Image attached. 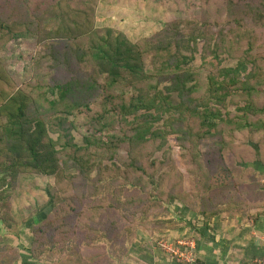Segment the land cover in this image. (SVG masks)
<instances>
[{
	"label": "rangeland",
	"instance_id": "374dc122",
	"mask_svg": "<svg viewBox=\"0 0 264 264\" xmlns=\"http://www.w3.org/2000/svg\"><path fill=\"white\" fill-rule=\"evenodd\" d=\"M56 1L0 0V18L15 31L0 42L4 67L17 86L31 93L37 116L53 121L55 130L71 132L72 143L77 146L71 150L63 148L68 138L65 132L51 134L58 142L61 158L73 166L79 154L94 165L86 180H73L74 197L50 213L65 218L69 232L74 233L68 240H59L58 254L51 258L76 259L82 255L79 249H83L86 236L94 230L92 236L97 240L89 242L90 246H106L108 254L113 252L111 248H119V257L111 264H194L198 235L216 224L220 229L222 220H256L255 216L264 214V168L261 163L248 164L256 158L255 150L264 153V85L253 78L248 86L243 85L246 81L242 76L240 84L229 89L225 104L211 101L212 108L220 110L225 121L210 132L198 114L176 109L162 113L163 119L149 129L152 120L145 121L150 114L157 116V111L147 110L144 105L153 99L155 89L168 94L165 88L171 85L169 77L174 74L162 64V54L159 56L154 49L147 51L148 72L154 74L150 81L135 87L113 83L97 74L89 55L85 58V40L40 42L36 25L45 22L46 11ZM90 1H97V28L116 31L141 46L146 45V40L154 43V38L171 24L178 25L186 38L200 34L197 25L192 24L201 25L205 19L225 27L228 36L222 48L218 46L217 32L213 37L198 39L195 59L183 70L194 78L188 85L192 92L184 97L177 91L172 93L176 105L194 107L206 100L209 78L220 69L236 67L250 45L255 59L264 57V19L260 20L264 0ZM43 25L49 30L58 27L56 22L42 24L41 28ZM252 70L254 65H249L248 72ZM133 103H140L138 112L132 108L126 115L123 106ZM59 119L63 122L57 126ZM245 123L251 126L245 127ZM137 127L144 128L148 141L131 142ZM158 128L180 135L182 144L174 139L165 146L162 138L152 140L151 130ZM130 160L144 171L131 169ZM154 161L156 166L152 165ZM75 172L70 169L67 175ZM151 176H155V187L159 188L158 200L149 195L154 188L149 183ZM90 177H102L101 185L95 188ZM139 177L142 186L130 185ZM0 179L1 190L5 182L10 184V188L0 191L6 196L0 202V246L9 245L8 251L15 249L19 256L14 261L0 250V264H45L33 258L31 250L37 246L33 231L51 211L55 178L21 176L15 182H2L0 174ZM202 209L206 214L216 212L211 227L205 226V216L198 212ZM162 244L174 246L180 253L173 255L163 250Z\"/></svg>",
	"mask_w": 264,
	"mask_h": 264
},
{
	"label": "trees",
	"instance_id": "16d2710c",
	"mask_svg": "<svg viewBox=\"0 0 264 264\" xmlns=\"http://www.w3.org/2000/svg\"><path fill=\"white\" fill-rule=\"evenodd\" d=\"M96 5L97 1L91 2L90 0H57L53 2L46 11L45 22L36 25L40 34V42L44 43L48 40H68L73 42L85 40V58L87 55L92 58L95 63L94 69L98 72L97 74L106 76L113 83L123 82L133 87L142 85L154 77V74L148 72L149 68L145 60L147 51L154 49L159 56L162 54V64L164 67L171 68L174 74L169 77L171 85L165 88L168 94L155 89L153 99H149L150 103L148 105L143 104L145 109L154 108L157 111V116L150 114L148 115L149 119L147 118L145 121V123H149L152 120L149 129L153 128L154 122H160L163 119L162 113H171V111L176 109L183 112L192 111L195 113L191 114H198L202 119L203 126L210 132L218 127L219 122L225 121L222 112L212 108L210 105L211 101L217 102L218 105L225 104V99L231 93L229 89L237 87L241 82L242 76L245 77L246 81L243 85L248 86L251 83V78L258 81L259 85H264V64H261V62L264 63V57L255 59L252 55L253 45H250L245 52V56L241 58L236 67L220 69L216 76L209 78L210 86L206 100L194 107L182 103L176 105L172 101V93L177 91L181 97H184L185 94L192 92V87L188 88V85L194 82V78L189 71L183 72V70L195 59V55L198 52V39L208 35L213 37L217 32L218 36H220L218 37V46L222 48L225 41L224 38L228 36L225 27L220 28L218 22L205 19L201 25L192 24V26L197 25V28L201 31L200 34H190L186 38L183 36V32L178 30V25L171 24L154 38V43L146 40V45L141 46L132 43L116 31L97 28ZM260 13L262 15L260 20H263L264 12L260 11ZM55 22L58 24L57 28L53 27L49 30L44 25L41 28L42 24L53 25ZM15 24L20 23L15 22ZM19 31L18 27L16 32L19 33ZM6 34H15V31L7 21L0 18V42ZM209 44H211V39ZM249 65H254V70L248 72ZM57 89H62V87H57ZM140 103H143V100ZM140 103H133L128 107L123 106L126 115L130 114L132 108L135 109V112H138V104ZM201 106L203 107L200 108ZM257 111L262 112L263 109ZM37 114L38 112L34 108L33 96L28 90L17 86L4 67L0 57V174L2 175V182L6 179H11L12 182H15L21 176L55 178L56 191L52 193L50 214L53 208L58 207L57 205L65 204L74 197L73 180L76 177L86 180L90 175L89 170L92 171L94 165L91 164L92 160L85 159L83 155L79 154L74 157L73 166L63 160L60 156V150H58V142L54 140L51 134L65 132L68 138L64 141L63 148L71 150V147H77L76 144L72 143L71 132L68 130H63V132L55 130V126L52 125L53 121H47L43 117L37 116ZM62 122L63 119H59L57 126ZM244 126L249 127L251 124L245 123ZM261 130H264V123ZM145 133L144 128L137 127L135 134L130 139L131 142L148 141ZM151 133L152 140L162 138L165 146H168L174 139L177 140L178 145L182 144L184 140L180 135L168 134L162 131L161 128L156 129L154 132L151 130ZM62 138L61 136L60 140ZM86 141L89 143L88 140ZM114 147H117V145ZM255 157L248 164L261 163L264 168V153L261 150H255ZM152 165L156 166V162L154 161ZM128 166L131 169L135 168L136 171H144L136 161L130 160ZM71 167L76 169V172L74 175L68 176L67 171L73 169ZM261 174L264 176V170ZM140 178L135 179L130 185L135 188L142 186ZM89 179L92 180L93 183L91 184L95 188L102 183V177L96 180L91 177ZM85 180L83 183H85ZM149 183L154 185L149 194L150 198L158 200L159 196L156 194V190L159 188L155 187V176L149 178ZM1 186L2 190L10 188V184L6 182ZM83 188H85L84 185ZM2 190L0 188V191ZM4 199L6 200V196L0 192V202L4 201ZM205 211V209H202L198 212L200 215L205 216V226L211 227L217 214L216 212L206 214ZM48 215L41 220V224L38 223L39 226L33 231L37 242L35 244L37 246L31 250L34 259L43 261L45 264H111L110 261L115 259V257H119L120 250L117 247L111 248L112 246H109L113 252L108 254L109 250L106 246H90L89 242L93 244L97 240L92 236L94 230H90L89 237L87 235L86 240H84L86 243L83 242V249H79V253L82 255L77 256L76 259L67 257L62 260H53L51 256L58 254L57 247L59 248V246L57 245L59 240L62 238L68 240V236L74 233L69 232L68 229L70 228L64 222L65 218L60 217L55 212L52 215L50 214L49 218ZM261 216H264V214L257 215L254 219H258ZM60 219H63V221H60ZM104 238L110 239L107 236H104ZM8 246L5 243L2 244L0 246L1 253L7 255V258L9 256L15 259L18 256L17 252L15 249L9 252Z\"/></svg>",
	"mask_w": 264,
	"mask_h": 264
},
{
	"label": "crops",
	"instance_id": "0c3cea01",
	"mask_svg": "<svg viewBox=\"0 0 264 264\" xmlns=\"http://www.w3.org/2000/svg\"><path fill=\"white\" fill-rule=\"evenodd\" d=\"M219 223L222 229H217L216 224L215 229L195 239L197 262L194 264H264V216Z\"/></svg>",
	"mask_w": 264,
	"mask_h": 264
},
{
	"label": "built area",
	"instance_id": "2783aa9c",
	"mask_svg": "<svg viewBox=\"0 0 264 264\" xmlns=\"http://www.w3.org/2000/svg\"><path fill=\"white\" fill-rule=\"evenodd\" d=\"M163 250L168 251L169 253H172L173 255H178L180 253V251L171 245H167V244H162Z\"/></svg>",
	"mask_w": 264,
	"mask_h": 264
}]
</instances>
